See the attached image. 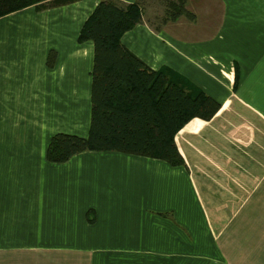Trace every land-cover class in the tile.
I'll return each instance as SVG.
<instances>
[{"label": "crops", "instance_id": "obj_1", "mask_svg": "<svg viewBox=\"0 0 264 264\" xmlns=\"http://www.w3.org/2000/svg\"><path fill=\"white\" fill-rule=\"evenodd\" d=\"M99 1L0 17V264H264V0H187L195 18L167 22L141 0L121 37L220 104L175 134L184 166L117 151L52 163L53 134H88L93 43L77 36Z\"/></svg>", "mask_w": 264, "mask_h": 264}, {"label": "trees", "instance_id": "obj_2", "mask_svg": "<svg viewBox=\"0 0 264 264\" xmlns=\"http://www.w3.org/2000/svg\"><path fill=\"white\" fill-rule=\"evenodd\" d=\"M76 1L0 0V17L30 5L41 9ZM165 2L162 22L195 18L187 0ZM142 15L141 0H100L82 24L77 40L93 43L88 134H53L46 149L49 162L62 163L83 151H117L184 166L175 134L194 117L212 118L220 104L175 70L152 69L123 45L122 35ZM54 59L50 52L48 64Z\"/></svg>", "mask_w": 264, "mask_h": 264}, {"label": "rangeland", "instance_id": "obj_3", "mask_svg": "<svg viewBox=\"0 0 264 264\" xmlns=\"http://www.w3.org/2000/svg\"><path fill=\"white\" fill-rule=\"evenodd\" d=\"M165 3H166L165 0H143V6L145 7L149 6L150 8H148V11L153 10V12H151L149 15L151 17L157 16L159 19H162V17L164 16L165 7H166ZM181 189L184 199L191 200L193 198L192 191L190 189V186L186 178L182 179L181 181Z\"/></svg>", "mask_w": 264, "mask_h": 264}]
</instances>
